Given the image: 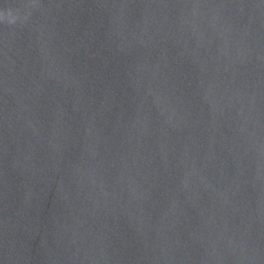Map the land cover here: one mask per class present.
I'll use <instances>...</instances> for the list:
<instances>
[{
	"label": "water",
	"instance_id": "obj_1",
	"mask_svg": "<svg viewBox=\"0 0 264 264\" xmlns=\"http://www.w3.org/2000/svg\"><path fill=\"white\" fill-rule=\"evenodd\" d=\"M0 13V264H264V0Z\"/></svg>",
	"mask_w": 264,
	"mask_h": 264
},
{
	"label": "clouds",
	"instance_id": "obj_2",
	"mask_svg": "<svg viewBox=\"0 0 264 264\" xmlns=\"http://www.w3.org/2000/svg\"><path fill=\"white\" fill-rule=\"evenodd\" d=\"M3 16H4V14H3V13H0V19H3ZM15 18H16V17L13 16L11 12L8 13V20H9V22L14 21Z\"/></svg>",
	"mask_w": 264,
	"mask_h": 264
}]
</instances>
